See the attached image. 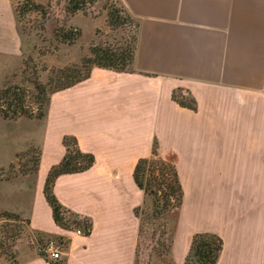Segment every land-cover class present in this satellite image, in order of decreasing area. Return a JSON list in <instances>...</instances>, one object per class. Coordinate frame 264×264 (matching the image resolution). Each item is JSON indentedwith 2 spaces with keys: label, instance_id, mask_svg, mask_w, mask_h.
<instances>
[{
  "label": "crops",
  "instance_id": "0c3cea01",
  "mask_svg": "<svg viewBox=\"0 0 264 264\" xmlns=\"http://www.w3.org/2000/svg\"><path fill=\"white\" fill-rule=\"evenodd\" d=\"M120 1L138 22L133 70L95 65L88 78L52 93L44 118L12 119L46 125L34 174L0 173V211L70 239L60 261L33 252L13 259L135 264L136 209L146 194L133 173L157 142L184 189L174 264H185L197 232L223 239L217 264H264V0ZM17 3L0 0V81L22 64ZM179 88L192 95L196 109L173 98ZM65 136L95 161L58 176L53 192L63 207L91 220L89 235L63 229L44 193L50 169L66 154ZM17 143L14 155L0 159L1 171L16 163ZM13 259L0 252V264Z\"/></svg>",
  "mask_w": 264,
  "mask_h": 264
},
{
  "label": "rangeland",
  "instance_id": "374dc122",
  "mask_svg": "<svg viewBox=\"0 0 264 264\" xmlns=\"http://www.w3.org/2000/svg\"><path fill=\"white\" fill-rule=\"evenodd\" d=\"M23 2L25 0H18L16 4L18 25L22 36V64L20 68L0 81V89L10 85L23 87L27 93L26 105L34 112L44 107L47 113L53 95L50 96L48 104L40 101L43 96L38 93L32 81L35 75L47 85V90L51 91L60 82L72 79L66 76L68 68L73 69L78 66L80 74L84 75L88 69L95 66L93 61L83 65L87 58H94L92 51L94 46L116 51L125 57L131 52L134 36H137L138 22L120 0ZM76 4L81 8L72 12L71 8ZM18 7H22V10H18ZM76 33H79V36L72 43L58 37V34L73 36ZM174 93L177 98L187 101L193 98L189 92L181 88L176 89ZM45 125L44 121L26 118L13 122L12 119H6L0 115V144H10L8 148L0 147V159L7 160L10 155H14L18 140L22 146L16 163L8 169L0 170V173L2 172L5 176H11L18 171L34 174L38 167ZM30 141L33 142L32 145L27 144ZM68 142L72 143L71 140ZM165 191L167 190L162 189L159 195L164 194ZM176 197H172L173 202ZM162 202L159 206H162ZM156 208L152 194H146L144 202L137 207L140 233L135 264H174L171 246L184 212L181 207H176L157 215ZM61 217L62 220L57 223L63 229L71 232L81 229L87 235L85 223L86 220H90L88 217L81 216L65 207L61 211ZM50 238H65L67 243L70 241L66 235L53 236L36 230L28 217L21 215L19 219L0 217V243L2 244L0 252L9 259H13L14 256L18 258L19 253L33 252L43 255L42 248Z\"/></svg>",
  "mask_w": 264,
  "mask_h": 264
},
{
  "label": "trees",
  "instance_id": "16d2710c",
  "mask_svg": "<svg viewBox=\"0 0 264 264\" xmlns=\"http://www.w3.org/2000/svg\"><path fill=\"white\" fill-rule=\"evenodd\" d=\"M28 1L30 0H25L23 3H27ZM80 8L81 6L76 4L71 8V11L75 12ZM18 10H22V7H18ZM78 36L79 33H76L73 36L58 34L60 39L69 43L75 41ZM136 41L137 36L135 35L134 44L127 57L119 54L116 51L104 50L100 46H94V48H92L94 58H87L84 60L83 65L93 61L95 65L100 67L110 68L117 71H132L136 50ZM78 69V66H75L73 69L68 68L66 76L72 77V79H67L66 81L60 82V84H58L56 88L52 89L51 91H48L47 85L42 83L35 75L34 78H32V81L38 93L43 96L41 98L42 100L40 101L44 104H48L52 93L70 87L75 83L89 77L91 69H88L84 75H81L80 69L79 71ZM73 74H75V76H73ZM26 98V90L19 85H10L0 89V115L6 119H18L20 117L35 119L44 118L46 115V110L44 107H40L38 112H34L33 109L27 107ZM173 98L182 106L196 109V100L194 98L189 101L180 99L176 97L174 92ZM69 140H71L72 143H69ZM63 143L66 146V154L59 164L53 166L50 169L44 186V193L47 201L52 206L53 216L56 222H60V220H62L61 211L64 208L53 192V185L56 178L65 173L85 171L89 169L95 161V156L92 153L83 152L78 147L75 137L65 136ZM37 169L38 167L36 170ZM133 175L136 184L142 190H144L145 194L154 195L155 204L157 206L155 212L157 215L166 213L172 208L181 207L183 204L184 189L177 167L172 161L163 158L159 154L157 142L154 143L151 156L143 157L138 160ZM154 186L156 188H153ZM162 189H166L167 191H165L164 194L159 195V193L162 192ZM173 196H177L175 198V202L172 201ZM161 201H163L162 206H159ZM136 214L138 215L137 209ZM2 216L11 217L14 219L20 218L19 214L10 211H0V217ZM91 229V221L86 220L85 233L89 235L91 233ZM223 245V239L218 234L212 232H197L193 235L190 250L185 258V264H217L220 253L223 249ZM0 247H2L1 243ZM13 263L18 264L15 259H13Z\"/></svg>",
  "mask_w": 264,
  "mask_h": 264
},
{
  "label": "built area",
  "instance_id": "2783aa9c",
  "mask_svg": "<svg viewBox=\"0 0 264 264\" xmlns=\"http://www.w3.org/2000/svg\"><path fill=\"white\" fill-rule=\"evenodd\" d=\"M78 235H84L81 229L75 231ZM67 246L65 238H50L46 241L42 248L44 256L52 261H60L62 259L63 250Z\"/></svg>",
  "mask_w": 264,
  "mask_h": 264
}]
</instances>
